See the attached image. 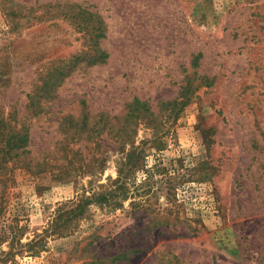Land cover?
I'll list each match as a JSON object with an SVG mask.
<instances>
[{"label": "rangeland", "instance_id": "obj_1", "mask_svg": "<svg viewBox=\"0 0 264 264\" xmlns=\"http://www.w3.org/2000/svg\"><path fill=\"white\" fill-rule=\"evenodd\" d=\"M0 264H264V0H0Z\"/></svg>", "mask_w": 264, "mask_h": 264}]
</instances>
